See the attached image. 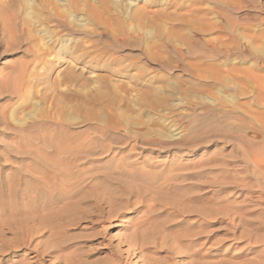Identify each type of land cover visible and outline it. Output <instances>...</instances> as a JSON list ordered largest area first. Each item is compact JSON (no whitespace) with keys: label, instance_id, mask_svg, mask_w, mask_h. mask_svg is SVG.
Instances as JSON below:
<instances>
[{"label":"rangeland","instance_id":"374dc122","mask_svg":"<svg viewBox=\"0 0 264 264\" xmlns=\"http://www.w3.org/2000/svg\"><path fill=\"white\" fill-rule=\"evenodd\" d=\"M0 115V175L25 208L42 165L122 207L3 264H264V0H0ZM31 121L52 139L33 162L15 151Z\"/></svg>","mask_w":264,"mask_h":264},{"label":"bare ground","instance_id":"6f19581e","mask_svg":"<svg viewBox=\"0 0 264 264\" xmlns=\"http://www.w3.org/2000/svg\"><path fill=\"white\" fill-rule=\"evenodd\" d=\"M4 20V19H3ZM5 22V21H4ZM11 25V24H10ZM5 28V27H4ZM22 64V63H21ZM24 68V67H23ZM23 70V69H22ZM9 74V73H7ZM20 74V73H19ZM5 76V75H4ZM3 77V76H2ZM12 79V76L11 78ZM18 80V79H17ZM6 82V81H4ZM12 82V81H11ZM18 87V86H17ZM20 91V90H19ZM14 110V109H13ZM30 113V112H29ZM33 117V116H31ZM26 118V117H25ZM24 119V118H23ZM3 120H6V115H0V123L3 121ZM20 120V119H19ZM37 120V119H36ZM7 121V120H6ZM9 122V121H8ZM41 122V121H40ZM9 124V123H8ZM24 124V123H23ZM26 125L24 126V130L25 133L23 134H19V131H18V140H15V141H18V144L16 145H19L20 148L23 147L22 150H20L19 148H15L17 150L16 153H20V154H23L24 158H27L28 160L32 161L34 160V151H35V148L32 147L34 146V144L38 141V143H41L40 145L42 146L43 149H48L47 146L49 145L50 142H52L50 139V135H49V131L48 129H46L47 127H39V129H36V126L31 122H27L25 123ZM45 125V124H44ZM38 126V125H37ZM10 128V127H9ZM15 132V131H14ZM21 133V132H20ZM64 134V133H63ZM15 135V134H14ZM59 136V135H58ZM57 136V137H58ZM64 136V135H63ZM62 136V138H63ZM56 139V138H55ZM58 139V138H57ZM56 142V141H55ZM62 142V141H61ZM37 143V144H38ZM54 143V142H53ZM59 143V142H58ZM51 146V145H50ZM55 146V145H54ZM13 147V146H12ZM17 147V146H15ZM52 147V146H51ZM56 147V146H55ZM58 147V146H57ZM10 148V147H9ZM34 148V150H33ZM37 148V147H36ZM59 148V149H58ZM58 151L59 152H71L73 151L71 148L69 147H58ZM55 149V151L57 150ZM11 150V148L9 149ZM13 150V152H14ZM38 151V150H37ZM37 151L35 152L37 154ZM47 151V150H46ZM53 151V150H52ZM78 151V150H77ZM12 152V151H10ZM39 152V151H38ZM44 152V151H43ZM49 152V151H48ZM46 152V154L48 153ZM69 152V153H70ZM74 152V151H73ZM15 153V152H14ZM45 153V152H44ZM50 153V152H49ZM54 153V152H53ZM68 153V154H69ZM11 155V154H9ZM16 155V154H15ZM38 155V154H37ZM40 155V154H39ZM50 155V154H49ZM49 155H45L46 157H49ZM83 155V154H82ZM2 156V154H1ZM7 156V155H6ZM19 156V155H18ZM17 156V157H18ZM22 157V155H21ZM41 157V156H40ZM75 157V156H74ZM44 158V156H43ZM50 158V157H49ZM22 159V158H21ZM38 159H39V156H38ZM63 159V158H62ZM76 159V157H75ZM1 160V158H0ZM36 160V159H35ZM61 161V160H60ZM59 161V162H60ZM65 164H67L65 167L67 168H70V166H72V168H76L74 165V163L72 164V162L70 163V160H69V165L65 160H63ZM77 161V160H76ZM33 162V161H32ZM38 162V161H37ZM40 162V161H39ZM43 162V161H41ZM45 163V162H44ZM49 163V162H48ZM46 163V164H48ZM58 163V162H57ZM62 164H64L63 162H61ZM60 163V164H61ZM38 164V163H37ZM50 164V163H49ZM41 165V164H40ZM38 165V166H40ZM51 165V164H50ZM28 166L30 167V165L28 164ZM49 166V165H48ZM36 168V166H33ZM43 170L45 173V175L43 176V178H40L41 180L38 181V188L36 190V193H35V196L33 197V201L32 202H29V206L28 208H25V206L22 205L21 202L22 201V198L23 196L17 192V187H16V183L14 184V181H12V179H8V178H4V176L2 177L0 175V264H3V258L4 256L6 255H11V254H15L17 253L18 250L20 249H25V250H28L29 253L33 252V251H36L37 253H44V251H39V250H36L37 248V244H34L35 240L37 239L38 236H42L44 235L45 233H50V234H53V230L54 228L58 227H64L65 225H71V224H76V223H79L82 219H84V221H86L88 224H91V225H94V224H98L100 222H105L109 219H111L112 217H118L120 215H122V207L121 208H116L113 207V195L111 196L112 199L110 198H107L105 196L102 197L101 193H93L94 190L92 191H88L86 193V190H85V193H81L79 192L80 190H77L76 187H80L82 184L83 181H81L79 179V176H76L78 173H76V177L74 176H70L69 178H66V175L69 176V172L71 171L72 172V169L67 171L66 169V173L67 174H64L62 173V176H58L60 178H57L60 183L59 185L60 186H64L65 188L69 187V186H72V188H74V192L73 193H70V192H66L65 193L63 192H60L59 194H56V195H51L50 194L52 192H49L47 191V189L51 186L50 183H52L54 180L51 179L50 180V175H48V172L49 169H47V166L46 165H42ZM41 167V168H42ZM56 167V166H54ZM26 169V168H24ZM30 169V168H29ZM64 169V168H63ZM18 170V169H17ZM32 170V169H31ZM39 170V169H38ZM28 171V170H27ZM63 171V170H61ZM60 171V172H61ZM77 171V170H76ZM75 171V172H76ZM16 172V171H15ZM19 172V171H18ZM53 172V171H51ZM34 173V172H33ZM32 173V174H33ZM22 174V173H21ZM20 174V175H21ZM43 174V173H42ZM54 174V173H52ZM51 174V175H52ZM58 174V173H57ZM24 174H22L23 176ZM41 175V174H40ZM56 174H54L55 176ZM60 175V174H59ZM73 175V173H72ZM79 175V174H78ZM86 176V175H85ZM19 177V176H18ZM40 177V176H39ZM56 177V176H55ZM71 177H74L76 178L74 181L71 180V179H74V178H71ZM82 177V176H81ZM133 177V176H132ZM11 178V177H10ZM16 178V177H14ZM52 178V177H51ZM173 177H170V179H172ZM17 179V178H16ZM39 179V178H38ZM56 179V178H55ZM82 179V178H81ZM14 180V179H13ZM27 180V179H26ZM35 180V179H33ZM37 180V179H36ZM58 180H56L58 182ZM84 180V179H83ZM54 181V182H56ZM70 181V182H69ZM132 181V180H131ZM141 181V179H140ZM17 182V181H15ZM99 183V182H98ZM124 183V182H123ZM165 183V182H164ZM169 183V182H168ZM36 184V185H37ZM111 184V183H110ZM109 184V186H110ZM132 184V183H131ZM160 184V183H159ZM35 185V186H36ZM54 184H52L53 186ZM144 185V184H143ZM141 186V187H144V186ZM93 186V184H92ZM130 186V185H128ZM161 186V185H160ZM167 187L169 188H174L171 183L170 184H167L166 185ZM28 187V186H27ZM34 187V186H33ZM21 188V187H20ZM32 188V187H30ZM30 188H28L29 190H31ZM108 188V187H107ZM124 188V189H123ZM121 187V189L123 191H125L126 193H128L129 195H132L134 194L135 192V187L133 188L132 186L130 187ZM157 188V187H156ZM27 189V190H28ZM35 189V187L33 188ZM53 189V188H52ZM82 189V188H81ZM22 190V189H21ZM20 190V191H21ZM26 190V189H25ZM49 190V189H48ZM55 190V189H54ZM63 190V189H62ZM68 190V189H67ZM88 190V189H87ZM108 190V189H107ZM140 190V189H139ZM171 190V189H170ZM173 190V189H172ZM34 191V190H33ZM122 191V193H123ZM153 191V190H152ZM24 194H25V191H23ZM22 192V193H23ZM50 194H49V193ZM84 192V191H83ZM161 192V191H159ZM142 193H143V189H142ZM146 193V191H145ZM153 193H157V192H154ZM55 194V193H54ZM167 194V193H166ZM177 194V193H176ZM174 193V195L171 196V198H173V196L175 197L176 195ZM29 195V194H27ZM122 195V194H121ZM125 195V194H124ZM135 195V194H134ZM150 195V194H149ZM191 195V194H190ZM137 196V194H136ZM160 196V195H159ZM28 197V196H27ZM72 197H74L72 199ZM115 197H120V195L118 196H115ZM160 198V197H159ZM162 198V196H161ZM165 198V197H164ZM167 198V197H166ZM149 199H154V198H149ZM170 199V198H169ZM175 199H178V196L177 198L175 197L174 199H170V201H175ZM50 200L51 201H57V202H65L67 203L66 205H64L65 209H60L56 212H52V216H49L47 215V213L45 212L46 209L49 208L50 206ZM66 200H68L66 202ZM117 200H119V198H117ZM161 200V199H160ZM166 200V199H165ZM109 203H108V202ZM125 201V200H124ZM127 201V199H126ZM154 201V200H153ZM167 201V200H166ZM169 201V203H170ZM179 202H182L181 200H177L176 203ZM81 203V202H87V203H91L92 204V207L94 208L91 213L90 212H87L85 214H82L79 216V214L77 213V204ZM116 202V201H115ZM123 202V201H122ZM129 202V200H128ZM158 202V201H157ZM164 202V201H163ZM124 203V202H123ZM122 203V204H123ZM159 203V202H158ZM161 203V202H160ZM168 203V205H169ZM173 203V202H172ZM184 203V201H183ZM24 204V203H23ZM106 204V205H105ZM120 204V203H119ZM125 204V203H124ZM130 204V203H129ZM164 205L166 204V202L163 203ZM175 204V203H173ZM172 204V205H173ZM187 204V203H186ZM191 204V203H189ZM26 205V204H25ZM58 205V204H57ZM60 205V204H59ZM128 205V203H127ZM127 205L125 204L124 206L127 207ZM137 205V204H136ZM172 205L170 204V207H172ZM177 205V204H175ZM179 205V204H178ZM181 205V204H180ZM179 205V207L181 208V206ZM105 206H107L105 210ZM123 206V205H122ZM138 206V205H137ZM162 206V205H161ZM166 206V205H165ZM189 206V205H188ZM62 207V206H61ZM81 207V206H80ZM159 207V206H158ZM163 207V206H162ZM168 207V206H167ZM184 207H185V204H184ZM182 208L185 210V208H188V207H185V208ZM190 207V206H189ZM192 207V206H191ZM205 207V206H203ZM63 208V207H62ZM82 208V207H81ZM176 208V207H175ZM173 207V210L175 211L176 209H178V207L175 209ZM52 209V207L50 208ZM49 209V210H50ZM80 209V208H79ZM121 209V210H120ZM124 209V208H123ZM151 209V208H150ZM164 209V208H163ZM180 209V210H182ZM53 210V209H52ZM83 210V209H82ZM172 210V211H173ZM178 210V211H180ZM190 210V209H189ZM198 210V208H197ZM47 211V210H46ZM81 211V210H80ZM151 211H153L151 209ZM161 211V210H159ZM173 211V212H174ZM183 211V210H182ZM192 211V210H190ZM181 212V211H180ZM194 212V211H193ZM201 212V211H200ZM51 213V212H49ZM176 213V212H175ZM183 213V212H182ZM187 213V212H186ZM185 213V215H186ZM203 213V212H202ZM201 213V214H202ZM176 215V214H175ZM180 215V213H179ZM171 216V215H170ZM182 218V217H181ZM155 220V219H154ZM178 220V219H177ZM143 221V220H142ZM171 221V220H170ZM181 221V219H180ZM63 222V223H62ZM138 222V221H137ZM152 222V220H151ZM163 222V221H162ZM173 222V221H172ZM140 224V223H139ZM148 224V223H147ZM161 225V224H160ZM143 226V224H142ZM150 226V225H149ZM144 227V226H143ZM156 227V226H155ZM188 227V226H187ZM145 228V227H144ZM159 228V227H158ZM136 229V228H135ZM141 229V228H140ZM139 229V230H140ZM142 231V230H141ZM174 231V230H173ZM148 232V231H147ZM187 232V231H186ZM58 233V232H57ZM140 233V231H139ZM185 233V232H184ZM188 233V232H187ZM185 233V234H187ZM190 233V232H189ZM194 233V232H193ZM195 234V233H194ZM193 234V235H194ZM7 235H10V237H7ZM155 235V234H154ZM153 235V236H154ZM139 236V235H138ZM143 236V235H142ZM180 236H181V233H180ZM189 236V235H188ZM145 237V236H144ZM165 237V235H164ZM49 238V237H48ZM129 238V237H128ZM142 238V237H141ZM193 238V237H192ZM130 239V238H129ZM132 239V238H131ZM136 238L133 239V241L135 240ZM138 241H139V238H137ZM143 239V238H142ZM156 239V238H155ZM147 242H148V239H146ZM126 241V240H125ZM129 241V240H128ZM132 241V242H133ZM137 240H135L136 242ZM142 241V240H140ZM161 241V240H160ZM127 242V241H126ZM134 242V243H135ZM156 242V241H155ZM51 243V242H50ZM151 243V242H150ZM48 244V243H47ZM165 245L164 242L160 243L159 246H156L155 247H163ZM145 246V245H144ZM143 247V245H142ZM52 248V247H51ZM171 248L174 249V247L171 246ZM43 250H46V249H43ZM166 251H169V249H166ZM91 253V252H90ZM187 253V251H186ZM191 253V252H190ZM46 254V253H45ZM50 255V253H49ZM153 256V255H152ZM33 257V256H32ZM32 257H25L27 258V260L29 261L30 263V260ZM157 258V257H156ZM161 260V259H160ZM28 261H27V264H28ZM74 261V260H73ZM114 262H116L117 264H120V261L118 259H115ZM112 262V263H114ZM150 263V262H149ZM195 263V262H194ZM76 264V263H75ZM81 264V263H80ZM115 264V263H114Z\"/></svg>","mask_w":264,"mask_h":264}]
</instances>
